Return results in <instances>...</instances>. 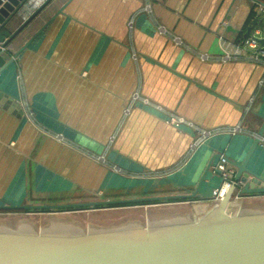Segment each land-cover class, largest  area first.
I'll use <instances>...</instances> for the list:
<instances>
[{
  "label": "crops",
  "instance_id": "crops-1",
  "mask_svg": "<svg viewBox=\"0 0 264 264\" xmlns=\"http://www.w3.org/2000/svg\"><path fill=\"white\" fill-rule=\"evenodd\" d=\"M261 8L264 26V0H52L1 54L12 62L0 72V200L186 196L211 164L201 194L221 183L219 156L240 164L261 129L247 169L264 179V66L242 46ZM196 130L209 136L191 149ZM240 205L264 207V195ZM209 206L150 209L198 217Z\"/></svg>",
  "mask_w": 264,
  "mask_h": 264
},
{
  "label": "water",
  "instance_id": "water-1",
  "mask_svg": "<svg viewBox=\"0 0 264 264\" xmlns=\"http://www.w3.org/2000/svg\"><path fill=\"white\" fill-rule=\"evenodd\" d=\"M30 1L0 0V72L12 62V58L5 61L1 54L52 0H46L13 29ZM262 8L247 28L246 38ZM257 136L240 164L227 160L236 169L233 180L242 183L241 196L264 195V179L247 169L262 129ZM210 166L194 192L186 196L51 206H13L0 200V213L113 210L173 201H208L213 188L198 192ZM215 174L219 176V172ZM232 190L229 186L221 201L198 217L191 213L146 214L144 222L134 220L106 227L59 218H49L43 226H34L27 220L0 223V264H264V207L240 205L231 212L228 202Z\"/></svg>",
  "mask_w": 264,
  "mask_h": 264
},
{
  "label": "built area",
  "instance_id": "built-area-1",
  "mask_svg": "<svg viewBox=\"0 0 264 264\" xmlns=\"http://www.w3.org/2000/svg\"><path fill=\"white\" fill-rule=\"evenodd\" d=\"M37 4V3H36ZM34 5L27 6L26 11L19 14L17 20H19L21 23L24 21V16L22 14H25L26 12L29 13V11H34ZM149 7H145V11L148 12ZM159 31L161 33H165V30L163 28H159ZM172 40L175 44L180 45L181 42L178 38L172 37ZM242 46L248 50L251 51L252 55L250 56V59L255 63H261L264 66V26L255 25L249 36L245 38L242 41ZM201 60H206V55H200L198 56ZM233 57L229 55H223L219 58L221 62H227L231 61ZM134 99H136V96H134ZM29 117L32 116V113L29 112ZM185 121L181 118L171 117L169 119V124H172L174 126H178L180 124H184ZM188 126H191L190 124H187ZM236 129L232 130V133H235ZM197 136L191 146V149L195 148V146H198L203 142L205 138L209 136V133L202 131V130H196ZM214 171L219 172V177L221 179V183L217 188H213L212 195L210 198L211 206L217 205L221 199L223 198L224 194L226 193L229 186L233 188L231 197H230V203L232 202L233 205H236L242 198H246L248 196H241L240 195V189L242 188V183L239 181H234L233 177L235 175V169L234 167H231L227 159L223 156H219L218 162L212 167Z\"/></svg>",
  "mask_w": 264,
  "mask_h": 264
},
{
  "label": "rangeland",
  "instance_id": "rangeland-1",
  "mask_svg": "<svg viewBox=\"0 0 264 264\" xmlns=\"http://www.w3.org/2000/svg\"><path fill=\"white\" fill-rule=\"evenodd\" d=\"M241 201V200H240ZM249 202V201H248ZM209 208L211 207V202L208 200ZM251 203H255V206H258L255 201ZM260 204V203H259ZM263 204V203H261ZM152 207V206H151ZM155 208L150 209V207L146 206H138L133 209L127 208H118L113 210H91L88 209V213H81L80 211L76 212H55V213H38V212H25L22 215L17 214H8V213H0V223H8L19 220H27L31 222L34 226H43L47 222L49 218H59L67 221H72L84 226H116L127 221L139 220L140 222H144L146 214L151 216L164 215L177 211L171 207L165 208ZM208 208V209H209ZM123 209V210H122ZM235 205L232 208L231 212H234ZM181 211V210H178Z\"/></svg>",
  "mask_w": 264,
  "mask_h": 264
},
{
  "label": "bare ground",
  "instance_id": "bare-ground-1",
  "mask_svg": "<svg viewBox=\"0 0 264 264\" xmlns=\"http://www.w3.org/2000/svg\"><path fill=\"white\" fill-rule=\"evenodd\" d=\"M228 207H229V209H232L234 207L233 203L232 202L230 203V200L228 202ZM235 210H236V208H235Z\"/></svg>",
  "mask_w": 264,
  "mask_h": 264
},
{
  "label": "trees",
  "instance_id": "trees-1",
  "mask_svg": "<svg viewBox=\"0 0 264 264\" xmlns=\"http://www.w3.org/2000/svg\"><path fill=\"white\" fill-rule=\"evenodd\" d=\"M253 16H254V15H253ZM253 16H252V17H253Z\"/></svg>",
  "mask_w": 264,
  "mask_h": 264
}]
</instances>
